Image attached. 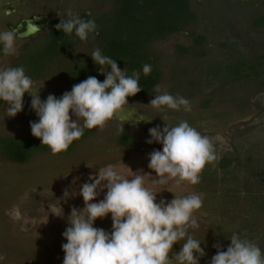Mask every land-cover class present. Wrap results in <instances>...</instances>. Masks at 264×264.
<instances>
[{
	"label": "rangeland",
	"instance_id": "rangeland-1",
	"mask_svg": "<svg viewBox=\"0 0 264 264\" xmlns=\"http://www.w3.org/2000/svg\"><path fill=\"white\" fill-rule=\"evenodd\" d=\"M229 1L230 5H225L228 8L221 12L224 20L219 19L217 25L210 27V19L199 16V23L192 28L185 26L182 32L165 35L150 43L146 49L155 59L153 66L155 64L161 71L160 80L146 96L128 99L129 104L103 129L93 128L95 136L80 144L73 153L66 156L53 153L39 155L27 163H11L0 155V255L4 257L0 264H63L62 244L67 240L62 233L69 226L72 207H84L83 197L79 195L80 186L89 181L90 175L109 165L129 179L134 177V172L143 170L145 186L158 192L157 202L161 198L170 202L175 195L183 197L192 193L203 197L200 189L187 181L179 185L175 180L165 184L155 182L156 174L148 168V154L154 149L162 150L163 146L156 142L148 144L146 140L151 139L150 128L158 125L163 128L166 124L163 118L169 126L181 120L187 121L201 134L211 138L216 153L235 149L242 141H247L254 147L258 145L264 154V99H259L264 93V63L258 76L251 73L240 77L217 74L208 79L202 75L208 64L225 65L235 49L247 58L264 53V29L250 25L253 16L264 12V0L226 2ZM113 5L114 0H53L48 3L50 8L65 17L68 10L76 14L90 8V14L99 17L103 23L105 17L110 16ZM193 28L207 31L204 45L198 50L193 48L190 54H178L174 48L176 43L188 45L187 32L195 30ZM50 34L48 28L26 40H17L18 55H4L0 44V69L23 66L26 75L31 79L37 78L32 80L41 86L39 96L43 91L50 94L71 91L74 84L67 86L71 81L68 71L92 60L91 54L98 48L96 39L89 34L86 41L66 45L56 55L47 56L44 48ZM219 42H223L224 47ZM118 67L124 70V64H118ZM93 76L101 82L105 79L99 71ZM157 88L160 92L156 91ZM36 91L33 90L34 95ZM165 91L174 97L188 99L191 111L186 112L182 107L178 111L154 109L149 104L151 99ZM31 99L32 96L26 92L23 111L15 117L7 116L9 105L0 100V134L22 137L31 133L30 121L39 120L31 108ZM70 115L76 119L75 115ZM23 119L27 120L21 122ZM78 123L82 126L83 120ZM122 125L124 130L128 129L136 136V142L129 149L121 148L115 140L114 132L123 130ZM103 195L101 193L97 201L103 199ZM215 214L199 209L193 213L199 227L188 229L205 249L206 256L200 258V264H205L216 254L214 244L219 243L221 250L226 251L231 243L228 227ZM94 227L111 232V214L97 218ZM184 242L181 240L175 244L173 250L178 251ZM254 243L264 253V236ZM170 254L169 257L172 256Z\"/></svg>",
	"mask_w": 264,
	"mask_h": 264
},
{
	"label": "clouds",
	"instance_id": "clouds-1",
	"mask_svg": "<svg viewBox=\"0 0 264 264\" xmlns=\"http://www.w3.org/2000/svg\"><path fill=\"white\" fill-rule=\"evenodd\" d=\"M60 17V22L55 25L58 30L65 34L75 32L82 41H86L89 34L95 38L98 25L94 19L84 20L74 16L71 10L66 19ZM17 39L14 30L0 31L4 55L19 54ZM91 57L100 66L99 72L105 75L103 82L88 76L60 98L49 94L45 100L38 95L41 86L26 75L23 66L0 69V100L9 105L7 116L15 117L23 111V97L29 93L31 108L39 117L38 121H30L31 133L53 154L67 151L73 141L82 137L85 128L103 129L129 104L127 98L142 90L139 72L127 75L126 69L121 70L116 60L103 55L99 48ZM104 66H110L111 71L105 70ZM151 71V65L143 66L145 76ZM34 89L37 90L35 95ZM156 91L160 92V89ZM149 104L161 111H178L181 107L186 112L191 111L188 99L174 97L167 91L155 95ZM79 120H83L82 126ZM163 120L166 121L163 128L159 125L150 128L151 139L146 140L148 144L156 142L163 146L162 150L154 149L148 154V168L154 170L155 182L200 183L205 166L218 160L213 141L185 120L174 126H169L165 118ZM134 173L129 179L109 165L90 175L89 181L80 186L79 195L83 197L84 207H72L69 226L62 233L67 240L62 244L63 264H199L200 258L206 256L201 241L188 232L189 228L199 227L193 213L203 207L201 195H175L170 202L163 198L157 202L158 192L145 186L143 170ZM101 193H104L103 199L97 201ZM109 213L111 232L94 227L97 218H105ZM181 240L185 242L180 250L174 251L173 246ZM230 241L226 251L221 250L219 243L213 245L217 251L210 264H264V253L256 243L235 233ZM169 253H172L171 259ZM3 258L0 255V259Z\"/></svg>",
	"mask_w": 264,
	"mask_h": 264
},
{
	"label": "trees",
	"instance_id": "trees-1",
	"mask_svg": "<svg viewBox=\"0 0 264 264\" xmlns=\"http://www.w3.org/2000/svg\"><path fill=\"white\" fill-rule=\"evenodd\" d=\"M94 20L98 25V33L94 39L102 54L116 60L117 64H124L127 75H132L134 71L140 73L142 90L127 98L134 99L146 96L161 78V71L152 64L155 59L146 49L148 45L165 35L182 32L185 26L196 22L197 17L188 0H114L111 14L105 19V23L99 18ZM250 25L264 29V12L252 17ZM50 35L44 48L47 56H54L66 45L73 46L81 41L75 32L65 34L56 27L51 30ZM90 35L93 37V34ZM201 38L199 35V41ZM222 43L220 46L224 47ZM178 48L185 51L181 45ZM232 56L223 66L219 65L221 63L207 65L202 75L208 79L217 74L240 77L251 73L258 76L264 63V53L247 58L235 49ZM145 64H152V71L147 76L143 73ZM99 67L92 59L68 71V75L76 81L85 80L96 74ZM104 67L105 70L110 68ZM262 98L264 99V93L259 96V99ZM91 132L84 129L82 137L73 141L68 150L60 154L73 152L77 143ZM116 136L122 145L132 142L125 132L116 133ZM242 142L235 149L216 153L218 160L205 166L201 181L195 187L203 193L202 208L216 213L222 224L228 227L229 238L235 233L242 239L254 242L264 236V154L258 145L254 147L247 141ZM47 152L52 151L32 134L23 137L0 134V155L9 162L26 163L35 155Z\"/></svg>",
	"mask_w": 264,
	"mask_h": 264
},
{
	"label": "flooded vegetation",
	"instance_id": "flooded-vegetation-1",
	"mask_svg": "<svg viewBox=\"0 0 264 264\" xmlns=\"http://www.w3.org/2000/svg\"><path fill=\"white\" fill-rule=\"evenodd\" d=\"M53 0H0V31L2 30H14L17 33L18 36V41H23L26 40L35 34L41 32L44 29H50V31L55 27L56 24L60 22V16L64 17L65 19L67 17L63 15H58V11L53 10L48 6V3H50ZM190 4V8L193 10V12L196 13L197 21L194 22L190 27L192 28L194 25H197L199 23L200 17L201 16H206L210 19V27L217 25L218 20H224V17L221 16V12L223 8H228L225 5H230L231 1L226 2L228 0H196L195 2L188 0ZM55 7V6H54ZM201 13V15H200ZM90 14V8L89 9H83L79 11V13H73L74 16H79L82 19H97L99 17H94L93 15ZM85 15V17H83ZM200 16V17H199ZM254 17V16H253ZM107 16L105 17V19ZM43 19V20H42ZM39 21L43 23L42 27L40 29L36 30L34 33H32L29 36L22 37L21 35L27 30L29 25H40ZM205 25V24H204ZM189 28V27H188ZM201 28V27H200ZM195 30H190V32H187L189 35V44L186 45L185 43H176L175 45V51L180 54V55H187L191 53V50L195 48L198 50L199 48L204 45L206 39H207V31H201L200 29L193 28ZM98 33V32H97ZM194 34V35H193ZM202 36V40L199 41L198 36ZM198 39V40H197ZM221 43V42H219ZM178 45H181L185 51L179 50ZM209 65V64H208ZM73 77L69 75V80H71L67 86H71L72 84H77L83 80L76 81L72 79ZM33 79V78H32ZM37 79V78H34ZM33 79V80H34ZM64 89V88H63ZM64 92L60 94H54L57 98H60ZM50 93L48 92H41V100H45L47 96ZM71 114V112H70ZM27 119H23L21 122H25ZM86 130L92 131L89 136L86 138L82 139L79 141L75 147V149L82 143L87 142L88 140L92 139L95 136V130L92 129H87ZM119 132H125L128 134V136L131 137L132 142L127 144V145H122L116 136V133ZM32 134V133H30ZM28 134V135H30ZM14 136V135H13ZM26 136V135H25ZM115 140H117V143L121 148L124 149H129L133 146V144L136 142V136L130 132L128 129L122 130L119 129L114 132ZM23 137V136H22ZM74 149V150H75ZM52 152H47V153H39L35 155L33 158L39 156V155H45V154H51ZM73 153V152H71ZM70 154V153H69ZM69 154H60L57 153V155L60 156H66ZM31 161V160H29ZM28 161V162H29ZM12 163V162H11ZM27 163V162H26ZM180 248L178 249V251ZM172 255V254H170ZM172 256H170V259ZM211 260H207L205 264H210ZM200 264V263H199Z\"/></svg>",
	"mask_w": 264,
	"mask_h": 264
},
{
	"label": "water",
	"instance_id": "water-1",
	"mask_svg": "<svg viewBox=\"0 0 264 264\" xmlns=\"http://www.w3.org/2000/svg\"><path fill=\"white\" fill-rule=\"evenodd\" d=\"M43 20V19H42ZM40 25H29L27 30L21 35L22 37H26L34 33L36 30L40 29L42 27L43 23L39 21Z\"/></svg>",
	"mask_w": 264,
	"mask_h": 264
}]
</instances>
